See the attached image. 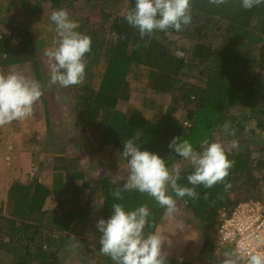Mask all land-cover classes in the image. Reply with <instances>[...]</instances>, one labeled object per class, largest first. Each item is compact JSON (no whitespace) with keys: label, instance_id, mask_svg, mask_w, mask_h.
Here are the masks:
<instances>
[{"label":"trees","instance_id":"trees-1","mask_svg":"<svg viewBox=\"0 0 264 264\" xmlns=\"http://www.w3.org/2000/svg\"><path fill=\"white\" fill-rule=\"evenodd\" d=\"M9 1L20 9L18 15L29 21L44 15L47 9L69 10L96 0ZM192 4L190 25L146 38L147 47L138 30L124 18L135 0L126 1L122 14L102 11L99 28L86 34L92 38V50L86 54V78L80 85L65 88L72 96L69 114L76 120L74 127L83 134L86 155L108 153L122 164L124 142L134 138L141 150L158 153L171 167L182 160L168 147L174 137L188 139L200 150L205 138L229 142L264 133V4L250 10L243 9L240 0H229L220 7L209 0H192ZM24 21L11 34L0 36V71L28 64L32 77L43 86L50 79L40 58L45 45ZM76 30L84 33L81 27ZM133 82L150 93L141 101L143 111L126 113L119 106L130 101ZM157 96L168 99V103ZM226 122L236 130L235 137L224 133L222 125ZM53 135L51 131L42 149L44 160L38 163L40 171L51 169L52 187L39 178L26 183L16 181L0 209V264H65L72 257L80 260L70 251L78 226L96 215L110 218L115 203L122 204L126 211L147 204L151 215L145 233L158 231L167 215L152 197L125 191L123 200L114 198L112 193L124 182L116 173L118 168L110 165L106 175L93 182L88 180L84 171L72 170L76 160L68 157L71 151L81 153L80 147L84 146L70 137L63 148L53 149ZM253 145L258 144L255 141ZM261 145L256 151L241 146L239 152L232 151L229 158L235 160V165L226 178L231 184L227 191L223 184L212 188L201 185L196 187L199 199L177 198L182 215L178 219L198 227L205 241L196 263L168 258L169 264H219L217 255L232 250L216 238L220 218L250 199L264 203V142ZM45 154L54 156L49 159ZM192 170L189 166L182 171L178 183L192 187L187 181ZM86 190L97 195L99 208L83 199ZM237 195L244 198L234 202ZM49 200L56 202L52 209H46ZM100 246L89 255L91 259L80 264H113L110 257L100 253Z\"/></svg>","mask_w":264,"mask_h":264},{"label":"clouds","instance_id":"clouds-1","mask_svg":"<svg viewBox=\"0 0 264 264\" xmlns=\"http://www.w3.org/2000/svg\"><path fill=\"white\" fill-rule=\"evenodd\" d=\"M211 5L220 7L229 0H209ZM264 4V0H240L243 9L250 10ZM192 0H135V6L124 14L126 22L138 30L144 47L147 39L156 38L160 32L181 31L192 22ZM55 25L54 47L46 50L48 58L49 83L64 88L80 85L86 78V54L92 50V38L76 29L78 23L66 9L55 10L50 16ZM126 39L125 37H121ZM141 47L137 44V48ZM43 95L42 85L21 71L0 73V126L23 121L34 114V106ZM224 133L235 137L236 130L230 122L222 125ZM249 129L245 128V133ZM168 147L192 166L187 181L192 187L178 183L182 179V165L173 162L168 166L165 158L158 153L141 150L130 138L124 142L122 154L127 173L123 177L122 188H117L112 196L123 200V192L137 191L152 197L166 215L177 212V198H200L196 187L212 188L223 184L225 190L231 188L227 182L235 160L229 156L233 150L239 152L240 144L232 139L225 144L220 139L205 138L199 149L188 139L174 137ZM207 199V195L204 197ZM113 214L108 219H100L97 228L102 233L99 239L100 253L110 257L113 264H169V253L164 250V237L158 232L145 233L151 215L147 204L135 210L126 211L120 203L112 205ZM264 240L258 239L256 250H241L239 247L226 251L223 264H264Z\"/></svg>","mask_w":264,"mask_h":264},{"label":"rangeland","instance_id":"rangeland-1","mask_svg":"<svg viewBox=\"0 0 264 264\" xmlns=\"http://www.w3.org/2000/svg\"><path fill=\"white\" fill-rule=\"evenodd\" d=\"M126 1L127 0H96L86 4L85 6L79 5V7L69 9L68 11L70 12L72 19L75 20L79 27L82 28L83 32L88 34V31L99 28V25L101 24L100 21L102 11L109 12L110 10L113 13L122 14V11L126 8ZM19 10L20 9L15 7L13 2H10L9 0H0V36L1 34H11L17 24H20L24 21V19L18 15ZM51 13L52 12L50 9H47L44 15L31 18L29 21H24L31 27V29H33L35 38L43 40L44 42L45 47L40 52V58L44 72L48 78V58L44 55V53L46 50L52 49L54 47L53 40L56 36L55 25L50 20ZM12 70L21 71L27 76L33 78L32 68L28 64L21 68L16 67L0 71V73H7ZM42 91L43 95L34 106V114L31 117L23 121H13L12 123L7 124L14 129L17 126V128L22 127L25 133L27 132V134H25V139L30 143L31 148L30 156L28 155L27 159L23 163L18 161L19 156L16 150L7 151V148L1 149L4 151L3 155H10L13 158V162L16 165L19 164V170L17 167V171H19L20 176L18 175L16 178H12L9 186L15 180L26 183L30 180L33 181L35 178H39L42 183L48 185L50 188L52 187L53 173L51 169H48L47 171L45 170L43 172L40 171V165H38L39 162L44 160V156L40 158L39 154L42 153V149L45 147L44 145H46V142L48 143L49 140L46 139L51 131L53 132V137L56 140V142L53 141L51 144L53 149L55 148L56 150H59V148H63L67 142V139L70 137L76 139V144L84 146L80 147L82 149L80 151L81 153L79 154L72 151L70 153L68 152V157H72V160H76L75 163L74 161L73 163L71 162L73 164L72 170L77 169L78 171H84L88 180L93 182L106 175L107 168L110 165V167L118 168V171L116 172L118 175L121 177L126 176L127 173L122 170V168L126 166V160L122 161V164H119L115 161L116 157L111 156L108 153L103 155H92L90 157L86 155L84 138L82 136L83 134L81 131H78L79 129L77 127H74L73 122L75 123L76 120H74V118L71 119L72 117L69 114L73 106L72 96L66 92L65 88L59 84H50L48 81L42 86ZM149 93L150 90L148 88L133 82L130 101L121 104L119 108L126 113L137 110L143 111V108L141 107V101L143 97ZM157 97L158 99H161L163 103H168V99L164 98L163 100L161 96ZM44 98L46 101H43ZM46 108L50 112L49 115L46 114ZM48 120H50V124H48ZM51 127L53 130L50 129ZM256 135L254 138H252V136H248L245 138H236V140L239 141V144L241 147H243V149L247 148L256 151L262 147L261 143L264 142V133H257ZM257 137H259L260 140L255 139ZM221 141L225 144H230L231 142H226L224 140ZM255 141L258 145H253L255 144ZM0 155L3 157L2 154ZM257 155L261 156V152H257ZM52 156L54 155L49 154V159L52 158ZM252 157L255 158L256 155L252 154ZM180 163L182 165V171L191 166L183 159L180 161ZM8 164L12 166L10 161H8ZM257 174L259 178L262 177V174ZM262 192V194H264V187L262 188ZM237 196H234V202L236 199L244 198L243 195ZM262 196L263 195L260 197ZM96 198L97 195L93 194L91 190L84 191L83 199L92 201L96 204L95 206L99 208L100 202H96ZM6 200L7 199L5 198L4 194L0 196V205L2 202L1 206H3V204L6 203ZM248 201L252 200L250 199ZM55 206L56 202L49 200L48 209H52ZM177 211L179 213L177 217L175 214H173V216L167 215L161 222V226L158 228V232L165 239L163 246L164 250L169 253V259L174 261L196 263L204 246V234L193 223L189 224L178 219V217L182 216L180 214V206L178 204ZM97 216L98 215L90 218L85 225H79L75 235L72 236V246H70V251L75 252L76 258H80V260L77 259L76 261V259L72 257L69 258V260H66L65 264H80L85 259H91L89 255L94 253L97 245L99 244L100 236L102 235V233L97 228V222L101 218L100 215L98 217ZM183 217L184 219L186 218L185 216ZM208 233L209 235L214 234L210 230H208ZM216 238L218 239V234H216ZM222 246L224 247V245ZM217 256H219L218 259H220L219 264H223L225 255L219 253Z\"/></svg>","mask_w":264,"mask_h":264},{"label":"built area","instance_id":"built-area-1","mask_svg":"<svg viewBox=\"0 0 264 264\" xmlns=\"http://www.w3.org/2000/svg\"><path fill=\"white\" fill-rule=\"evenodd\" d=\"M217 234L218 243L232 250H256L258 239L264 240V203L252 200L238 204L229 216L222 215Z\"/></svg>","mask_w":264,"mask_h":264},{"label":"crops","instance_id":"crops-1","mask_svg":"<svg viewBox=\"0 0 264 264\" xmlns=\"http://www.w3.org/2000/svg\"><path fill=\"white\" fill-rule=\"evenodd\" d=\"M17 127L14 129L10 125L0 126V154L3 155L4 151L1 150L3 148H7V151L16 150L19 156L18 161L23 163L27 159L28 155L30 156L31 148L30 143L25 139V134H27V132L25 133L22 127ZM45 155L48 156L49 154ZM39 157H43V153H40ZM8 161H10L12 166L8 164ZM18 165L19 164L16 165L13 162V158L10 155H3V157L0 155V196L4 194L6 199V193H8L10 186L16 182V180L13 181L9 186L11 179H14L19 175V171H17ZM48 204L49 201L46 205V209L48 208ZM1 205L0 208L2 207Z\"/></svg>","mask_w":264,"mask_h":264}]
</instances>
